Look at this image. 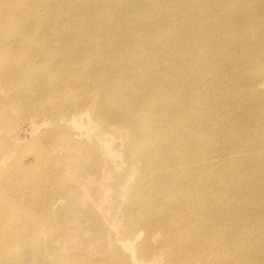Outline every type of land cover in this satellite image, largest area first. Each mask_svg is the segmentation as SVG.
<instances>
[{"label": "bare ground", "instance_id": "obj_1", "mask_svg": "<svg viewBox=\"0 0 264 264\" xmlns=\"http://www.w3.org/2000/svg\"><path fill=\"white\" fill-rule=\"evenodd\" d=\"M260 4L264 0H0L6 16L0 22V90L8 78L9 90L13 77L43 68L42 91L50 79L58 83L62 105L44 112L55 124L43 137L58 144L52 151L59 179L72 180L58 201L70 194V202L93 197L90 208L102 224L110 221L102 234L115 253L106 264H264V214L257 210L264 208V185L256 194L257 180L238 172L248 167L238 163L249 157L252 130L232 129L230 120L238 124L244 113L225 110L236 105L229 91L250 102L254 91L263 97L252 89L245 64L263 65L264 47L262 56H253L232 26L250 31L244 17ZM257 42H264V32ZM19 47L18 56L27 59L22 63L14 57ZM66 90L74 99L68 95L64 104ZM123 101L125 110H117ZM113 124V132L131 130L133 151L122 162L141 164L132 183L131 166L128 179L109 177L119 169L105 132ZM16 126L0 119V172L15 165L12 150L25 142ZM88 131L92 141L83 140ZM255 132L250 142L258 144L264 118ZM223 140L234 149L226 152ZM256 154L264 161V149ZM96 180L104 184L95 188ZM117 189L130 197L121 211L109 206L117 200L109 191Z\"/></svg>", "mask_w": 264, "mask_h": 264}, {"label": "rangeland", "instance_id": "obj_2", "mask_svg": "<svg viewBox=\"0 0 264 264\" xmlns=\"http://www.w3.org/2000/svg\"><path fill=\"white\" fill-rule=\"evenodd\" d=\"M255 1L249 0L250 5ZM3 12L4 7L0 6V22L3 17H6ZM245 20L247 21L246 24H248L247 28L251 29L248 32H246L245 28H240L236 24L232 26L238 29L237 35L244 42L250 44L252 55H259L260 57L262 56L261 49L264 47V42L258 43L257 38L264 32V6L261 4L257 5L254 12L244 17L243 22ZM95 43L98 44L99 42ZM237 52L236 50L231 52V54L236 56L234 63L237 60ZM20 53H23V51L19 47L14 53L17 63H22L27 60L25 57H19L18 55L21 56ZM131 58L135 57L129 55L128 60ZM125 61L126 58H122L120 65ZM245 67L247 73L251 75L249 77L253 78L252 89H256L258 93L262 90L263 97L259 95L257 99L254 91L253 95L255 96H252L251 103L250 98L247 99L249 102L244 99L245 94L243 95L242 92L240 97H238V94L233 98V94H230L233 91H229L227 98L231 97L236 105H233L231 108L225 107V110L226 114L241 111L244 115H249V122L245 119L246 116L241 115L244 118L240 120V123L234 124L231 120L230 123L231 128L238 129L237 131L252 130L247 137L250 143L248 146L250 149L249 157L247 160H242L238 163L239 166L246 164L248 167L240 170L237 165V168L240 174L249 177V181L257 180L256 186L258 190L255 192L257 194L263 191L264 174L261 171L262 166H264V161L260 160V157L256 153L264 149V136L258 144L253 141L250 142V139L259 132L254 133L260 126L261 119L264 118V89H261L259 86L260 83L264 84V64L255 69L251 59L245 64ZM44 72L45 69L43 68L37 69V72L33 75L23 72L13 77L14 84L9 90L6 83L11 78H8L3 83V89L0 90V109L9 113V117L4 115L0 119L5 124L15 122V125H17L16 136H23L25 138V142L19 144L20 146L18 148L12 150L15 155L11 161L15 162V165L11 169L2 170L1 172L3 173L0 172V264H106L113 262L110 260V257L115 253L113 246L107 245V241L104 240L102 234V228L106 230L105 225L109 226L110 221L107 220L102 224L96 209L90 208L93 197L89 195L81 202H70L69 199L72 195L70 194L63 203L58 201V197H61L60 192L69 188L72 180L70 181L67 175L68 180L66 177H60L61 179H59L56 171H58L60 161L58 157L54 156L55 152L52 151L53 145L58 146V144H55L57 142L49 136L43 138L55 124V119L51 116L49 118V115H44V112L48 113L50 110H58L62 105L59 100L61 93L59 92L57 82L50 79L44 86L43 91L38 85L39 75ZM110 82L112 87L118 83L117 80ZM68 95L74 99L73 94L66 90L61 95L64 104L69 99ZM90 97L91 94L87 98L90 100ZM92 97L94 105L98 100L95 99L93 94ZM108 100L112 103L113 99L108 96ZM228 103H231V101ZM120 104H127V101L116 103L117 110H125ZM37 110L40 112H36ZM30 121L34 122L33 125H31L32 122ZM103 128L106 127H102L100 130ZM116 130L118 128L114 124L105 129L106 134L112 138L111 149L117 155L116 162L119 166V169L110 174L109 177L113 178V180H126L128 179L126 167L131 166L135 169L130 179L132 183L134 179L140 176L141 164L134 160L131 163L122 162L125 154L133 151L131 130H127L128 134H126L124 127L120 128L119 132H113ZM41 137L42 139H40ZM83 140L92 141V132H85L83 134ZM34 141H37V143L35 144ZM222 147L226 152L234 149L226 140H223ZM86 153L88 155V151ZM68 161L70 160H66L64 163ZM91 162L92 157L90 155L86 164L89 165ZM45 173H48V176ZM238 178L237 180H239ZM39 184L41 187L37 188ZM103 184L104 181L100 186ZM253 184L255 185V183ZM92 185L95 188L100 187L98 180L94 181ZM117 193L118 189L115 195L112 191H109L108 195L114 196V199L117 198L109 206H112V208H120L121 211L123 206L129 204L130 197L121 192L118 195ZM55 200L58 203L54 209H51V205ZM12 206L15 208L10 210ZM257 210L258 212L262 211V214H264V208L262 206L258 207ZM120 211L117 213L119 214ZM74 213L80 218L78 226L72 224ZM259 224L263 225V223ZM255 227L257 226L255 225ZM119 253L122 254L120 251ZM160 263L162 264L161 259Z\"/></svg>", "mask_w": 264, "mask_h": 264}]
</instances>
